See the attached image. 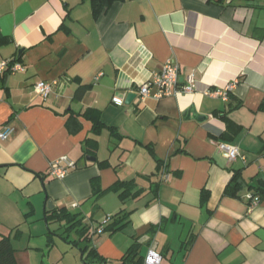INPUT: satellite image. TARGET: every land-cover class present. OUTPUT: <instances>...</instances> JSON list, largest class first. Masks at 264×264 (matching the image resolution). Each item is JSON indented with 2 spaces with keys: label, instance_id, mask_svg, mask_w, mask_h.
I'll list each match as a JSON object with an SVG mask.
<instances>
[{
  "label": "crops",
  "instance_id": "1",
  "mask_svg": "<svg viewBox=\"0 0 264 264\" xmlns=\"http://www.w3.org/2000/svg\"><path fill=\"white\" fill-rule=\"evenodd\" d=\"M14 58L25 71L0 78V131L13 130L0 141V234L17 264H90L85 243L49 235V202L92 228L131 213L122 231L89 244L115 264L134 244L163 264H264V0H110L97 16L92 0H0V60ZM168 61L181 85L194 73L195 91L141 100L139 87ZM41 81L57 83L47 99L35 90ZM83 86L92 89L77 101ZM192 107L207 119H184ZM88 109L101 112L96 137ZM72 115L78 133L67 127ZM219 143L247 162H229ZM63 157L77 169L60 180L50 165ZM235 175L242 189L225 194ZM94 179L102 191L133 181L142 195L96 197Z\"/></svg>",
  "mask_w": 264,
  "mask_h": 264
},
{
  "label": "trees",
  "instance_id": "2",
  "mask_svg": "<svg viewBox=\"0 0 264 264\" xmlns=\"http://www.w3.org/2000/svg\"><path fill=\"white\" fill-rule=\"evenodd\" d=\"M94 4V14L97 16L101 10L110 3V0H92ZM92 89V86H83L80 87L76 94L75 99L77 101H81L85 94ZM85 119L91 121L93 123L92 134L96 137L98 136L104 128V124L101 121V112L98 110L88 109L83 115ZM223 120L225 119L223 116L221 117ZM228 122V120H226ZM67 127L71 133H78L81 130V124L78 122V116L72 115L67 121ZM111 132H114V129L111 128ZM97 141L95 138H88L84 144V153L85 155H94L97 149ZM106 163H102L101 166L104 167ZM162 166L163 163H162ZM240 178L235 175L230 185L227 187L225 194L236 196L237 193L242 189V185L239 183ZM94 196L100 197L107 192H114L119 194L122 202L133 198L136 199L142 195V191H136V184L133 181L123 182L119 181L114 184L107 191H102L96 183V179L92 181ZM160 184H153L151 186V191L154 193L155 197L158 196ZM252 193V192H251ZM253 195L261 196L263 192L260 189H257L256 193H252ZM207 199V194H203V200ZM261 201V198H260ZM131 213L121 212L118 215L111 217L110 221L105 222L102 226L103 232H107L110 234H116L122 231L127 224L129 223ZM46 223L48 227L52 224H58L60 229H63L65 232L63 235H59L64 241L69 244L79 247L80 244L85 243L86 246L81 248L82 256L84 262L99 263L106 261L104 258L99 256L95 248L90 247L89 244L92 242L94 237V229L88 226H84L82 221L79 220V215L71 214L67 209H52L47 211L45 214ZM107 224V226H105ZM101 227V226H99ZM76 232L79 236L78 241H70L69 234L71 232ZM49 235H56L52 230H49ZM15 249L12 245V239L9 236H3L0 234V264H17L15 257ZM143 258L139 256V246L134 244L128 250L126 255L121 259L120 263L117 264H143ZM88 264V263H87Z\"/></svg>",
  "mask_w": 264,
  "mask_h": 264
},
{
  "label": "built area",
  "instance_id": "3",
  "mask_svg": "<svg viewBox=\"0 0 264 264\" xmlns=\"http://www.w3.org/2000/svg\"><path fill=\"white\" fill-rule=\"evenodd\" d=\"M25 67L16 59L0 60V78L18 72H24ZM181 70L180 66L173 61H168L161 71L155 73L144 85L139 87L138 96L141 100L152 97L155 100H161L166 97L180 96L182 94H192L196 89V82L194 73L189 74L186 78V84H180ZM57 83H49L41 81L35 85V90L42 98L47 99L53 93L54 87ZM217 96L223 95L217 93ZM119 103L118 100H116ZM13 130L10 127H5L0 131V141H6L12 135ZM219 152L229 161L234 162L242 160L247 162L246 156H244L238 147L226 144H218ZM77 169V164L70 160L68 157H63L56 160L50 165V174L56 179H64L70 172ZM246 199L249 201L250 208H254L259 205L260 197L248 193ZM110 221V218L106 222ZM103 227L94 229V236L101 235L103 233ZM93 264H115L108 260L93 263ZM143 264H163V257L155 250H150L143 260Z\"/></svg>",
  "mask_w": 264,
  "mask_h": 264
},
{
  "label": "water",
  "instance_id": "4",
  "mask_svg": "<svg viewBox=\"0 0 264 264\" xmlns=\"http://www.w3.org/2000/svg\"><path fill=\"white\" fill-rule=\"evenodd\" d=\"M134 96H130L129 97V100H131ZM184 119L186 120H190V119H194V120H197L198 122H203L205 121L207 118L205 116H202L200 114H198L195 110L194 107L190 108L186 114L184 115ZM90 161H94L93 158H89ZM54 208L52 202H49L48 203V209L49 210H52Z\"/></svg>",
  "mask_w": 264,
  "mask_h": 264
},
{
  "label": "rangeland",
  "instance_id": "5",
  "mask_svg": "<svg viewBox=\"0 0 264 264\" xmlns=\"http://www.w3.org/2000/svg\"><path fill=\"white\" fill-rule=\"evenodd\" d=\"M56 225V226H55ZM58 224H52L51 225V229H52V231L56 234L55 236H54V239L56 240V238L58 239V238H60L59 237V235H63V233L65 232L63 229H60V230H58V226H57ZM53 226V227H52ZM54 229V230H53Z\"/></svg>",
  "mask_w": 264,
  "mask_h": 264
}]
</instances>
